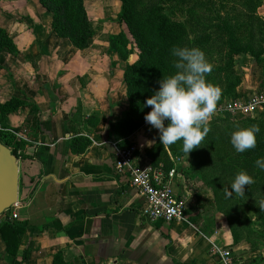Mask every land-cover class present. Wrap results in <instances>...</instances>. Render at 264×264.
I'll return each instance as SVG.
<instances>
[{"label":"crops","instance_id":"0c3cea01","mask_svg":"<svg viewBox=\"0 0 264 264\" xmlns=\"http://www.w3.org/2000/svg\"><path fill=\"white\" fill-rule=\"evenodd\" d=\"M121 1L84 0L94 35L83 50L55 36L40 5L5 28L18 52L0 53V106L24 102L0 113L22 182L14 213L25 229L11 264H54L55 256L58 264H218L212 244L231 247L244 264H264V249L232 243L212 190L187 176L184 156L165 144L174 189L188 193L181 218L147 221L142 198L115 172L114 145L134 144L150 160L146 151L157 141L149 124L131 131L122 123L129 110L123 67L109 47V37L125 30L117 21ZM257 14L264 17V0ZM245 61L237 96L264 89L261 69L251 57ZM34 107L39 123L24 128Z\"/></svg>","mask_w":264,"mask_h":264},{"label":"trees","instance_id":"16d2710c","mask_svg":"<svg viewBox=\"0 0 264 264\" xmlns=\"http://www.w3.org/2000/svg\"><path fill=\"white\" fill-rule=\"evenodd\" d=\"M46 12L50 13V27L56 37L67 39L79 50L88 48L94 32L85 8L84 0H37ZM263 0H123L117 21L125 26L117 34L109 37V47L116 52L122 63L123 79L129 110L122 123L128 130L137 129L144 124V115L150 110L144 102L158 88L159 81L173 74L174 57L170 54L173 46L199 47L211 63L212 70L206 74V80L219 85L221 102L224 94L236 97V88L241 83L240 74L235 71V57L248 55L261 69L264 76V22L257 14ZM263 29V30H262ZM137 49L136 57L130 60L129 45ZM17 53L18 49L8 31L0 26V53ZM24 105L23 101L11 100L0 106V113ZM23 127L36 126L39 123V110L34 107ZM258 125L256 147L243 153H237L230 143V133L236 127ZM210 131L199 147L191 150L187 156L189 164L187 176H197L213 192L216 211L226 216L233 242L246 241L251 249L264 244V211L259 204L264 200V171L258 169L255 160L264 157V106L254 116L232 118L214 117L209 122ZM4 133V132H3ZM0 134V140L10 145V139ZM129 143L121 146H128ZM168 150L179 157L182 153V141L166 145ZM15 154V151L12 150ZM152 167L164 174L172 169L165 145L159 137L146 151ZM245 171L254 179V183L245 187V195L231 196L226 189L239 171ZM249 209L256 218L252 222L244 214L239 218L241 209ZM187 213V211H186ZM190 219V218H189ZM191 221V219H190ZM193 221V220H192ZM251 225V226H249ZM253 229L257 238L247 236ZM25 225L21 222L0 223V239L5 244V253L17 258L21 237ZM24 251L21 259L24 260ZM54 257V264H58Z\"/></svg>","mask_w":264,"mask_h":264},{"label":"clouds","instance_id":"9594fccd","mask_svg":"<svg viewBox=\"0 0 264 264\" xmlns=\"http://www.w3.org/2000/svg\"><path fill=\"white\" fill-rule=\"evenodd\" d=\"M170 54L175 59L176 71L159 81V88L144 104L150 110L144 120L159 131V141L173 145L182 141V153L187 154L201 145L210 131L209 121L216 110L221 89L206 80V74L212 70L211 63L199 47L173 46ZM258 125L236 127L230 133V143L237 153H243L256 147ZM255 165L264 171V157H258ZM254 183L247 172L241 170L226 189L231 196L245 195V187ZM264 211V200L259 204Z\"/></svg>","mask_w":264,"mask_h":264},{"label":"built area","instance_id":"2783aa9c","mask_svg":"<svg viewBox=\"0 0 264 264\" xmlns=\"http://www.w3.org/2000/svg\"><path fill=\"white\" fill-rule=\"evenodd\" d=\"M264 106V89L248 95L236 96L221 103L214 113L228 114L232 118L254 116ZM114 170L128 178L130 185L143 201L141 214L149 222L163 220L171 222L181 218L188 193L178 194L172 177L175 168L167 174L152 167L150 160L138 154L136 145H114ZM16 217V214H13ZM210 254L218 264H244L231 247L212 244Z\"/></svg>","mask_w":264,"mask_h":264},{"label":"rangeland","instance_id":"374dc122","mask_svg":"<svg viewBox=\"0 0 264 264\" xmlns=\"http://www.w3.org/2000/svg\"><path fill=\"white\" fill-rule=\"evenodd\" d=\"M122 3H123V0L121 1L120 5ZM34 5H39L37 0H0V26H2L3 28H9V27L12 26V22L13 21H16V20L22 21V19L27 14H29L31 12V9L33 8ZM258 16L264 22V17H261L260 15H258ZM100 21H101V19H100ZM93 22H94L93 23L94 28L100 30L101 29V23L96 22V20L93 21ZM261 45L264 46V41L262 42ZM129 50H130L131 55H133V57H136L135 55H136L137 49L135 48L134 44H130L129 45ZM246 57L250 58L248 55H239V56L235 57V71L237 73H239L240 75H241V72L243 70L242 68H243L244 64L246 63V61H245ZM216 86H218L221 90L223 89L219 85H216ZM230 98H232V97L229 96L228 94H224V97L221 98L220 104L225 102V101H227ZM216 116L219 117V118H223V117H225V114L214 113L212 115V117L210 118V121L212 119H214V117H216ZM145 125L146 124H144L143 127H145ZM146 127H150V125H147ZM151 130L154 132V135H156L155 137L158 139L159 131L157 129H156V131H154L155 128H151ZM2 133H3V130L1 129L0 130V134L2 135ZM184 158H185V160L187 162L185 167H188L189 157L188 156H184ZM19 190H20V195H19ZM21 192H22V182L19 183V180H18V198H17V202L13 206H11L7 211H5L2 215H0V223H3L4 221H7V222H9V221H11V222H20L17 216L13 217V214H14V212L16 210L17 205H18V200L21 197ZM212 194H213V192H212ZM213 198H214V196H213ZM212 206L215 209L213 204H212ZM217 212H219V211H217ZM219 213H221V212H219ZM221 214L223 215V217L225 219L228 231L230 233V229H229V226H228V223H227L226 216L223 213H221ZM243 214L247 218H249L252 222L256 218V215L249 209L242 208L241 212H238V216H239L240 219H242ZM249 226H251V225H249ZM253 229L255 230V228L248 229L247 236L249 238L250 237L254 238V239L257 238L258 240H260L258 237H256V233L253 231ZM230 236H231V233H230ZM231 240H232V243H234L232 236H231ZM259 242L260 243L257 244V245L258 246L260 245V247H258L256 249H251L250 245L246 241H240L237 244L243 246L245 248V251L255 252V251H262L264 249V244L261 245L262 241H259ZM15 260H16V257L15 258L11 257L7 253H5V251H4V253H0V264H11Z\"/></svg>","mask_w":264,"mask_h":264},{"label":"water","instance_id":"95a60500","mask_svg":"<svg viewBox=\"0 0 264 264\" xmlns=\"http://www.w3.org/2000/svg\"><path fill=\"white\" fill-rule=\"evenodd\" d=\"M19 167L11 148L0 141V215L17 202Z\"/></svg>","mask_w":264,"mask_h":264}]
</instances>
